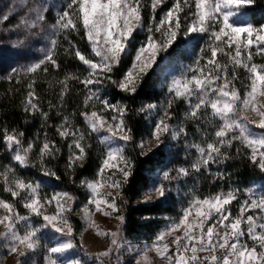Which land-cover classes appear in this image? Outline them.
Instances as JSON below:
<instances>
[{
    "label": "snow or ice",
    "instance_id": "snow-or-ice-1",
    "mask_svg": "<svg viewBox=\"0 0 264 264\" xmlns=\"http://www.w3.org/2000/svg\"><path fill=\"white\" fill-rule=\"evenodd\" d=\"M167 4L168 0H9L0 8V30L17 36L11 48L24 52L31 41L44 42L38 58L0 69V79L26 82L20 110L40 120L30 138L19 128L0 126V143L10 154V161L0 164V188L10 197H0V261L13 257L14 264H27L30 255L42 251V264H154L150 253L159 264H264V190L258 193L230 183L227 171L229 162L246 161L264 181V16L256 19L257 0H171L165 8ZM248 13L251 19H241ZM73 36L86 41L87 50ZM191 36L203 42L189 63L166 74L158 102L132 108L124 98H106L111 88L135 99L160 61ZM61 55L78 62L75 70H67ZM41 73L56 95L55 102L47 100V110L36 87ZM72 82L83 86L76 92L78 113L67 111ZM53 111L58 123L51 120ZM134 117L147 122L148 132L139 141ZM48 129H54L60 142ZM94 140L100 164L94 178L79 181L86 194L79 212L107 246L88 255L80 233L79 248L86 259H64L77 247L71 222L77 197L52 183L61 181L53 162L66 145L64 175L75 184L76 170L85 168ZM180 141L184 161L158 170L139 202H166L191 183L187 202L150 244L138 248L123 237L125 192L137 169V159L127 149L156 156L170 148V142ZM148 145L156 151H146ZM29 169L36 174L21 172ZM201 180L220 190L202 195ZM218 182H227L226 188ZM105 188L112 193L102 195ZM94 212L116 220L115 231L101 229L92 219ZM125 245L127 251H136L134 261L122 259Z\"/></svg>",
    "mask_w": 264,
    "mask_h": 264
},
{
    "label": "trees",
    "instance_id": "trees-1",
    "mask_svg": "<svg viewBox=\"0 0 264 264\" xmlns=\"http://www.w3.org/2000/svg\"><path fill=\"white\" fill-rule=\"evenodd\" d=\"M257 10L264 15V7L259 5ZM148 11H145V17L147 18ZM73 39L80 44L82 48L87 50L86 41L80 40L78 37L73 36ZM62 51V50H61ZM17 60V58L15 59ZM61 63L68 66L67 70H75L78 65V62L71 60L68 57L61 55ZM130 60V58H129ZM129 60H126L127 64ZM5 62V61H4ZM2 65L0 69L5 68L6 63L1 61ZM82 67V66H81ZM2 71H0V76H2ZM60 77L63 76V72L59 74ZM151 80L146 86H142V90L139 92L138 96L133 99L132 97H124L123 93L116 92L115 89H109V92L112 94V100L118 101L121 98L127 100L132 108L139 107L141 103L145 100H148L152 96L153 84H154V73H150ZM48 80L52 79V76L47 77ZM147 79V78H146ZM37 92L44 100V108L47 110V100L51 99L53 102L56 100L55 92L50 89L45 83L44 74L41 73L38 77L37 83ZM83 86L72 82V92L67 98V111L78 113L80 108L79 97L76 96L78 90H82ZM27 91L26 82L16 84L15 82L9 83L4 79H0V126L7 124L11 128H19L20 130L26 133V138L33 137L36 134L37 129L40 125L39 117H26L25 114L20 110V102L23 99ZM55 91H58V86H56ZM183 105L180 110L182 111ZM27 120V122H25ZM51 120L53 123H58L59 118L56 117L55 112L51 113ZM77 121L82 122V118L77 116ZM191 127V125H189ZM133 127L137 129L138 134L136 135V140L141 139V135H144L146 130V124L142 117H134ZM49 134L52 138L59 141V137L55 135L54 129H48ZM0 140H2V133H0ZM172 148L169 151H165L161 155L152 156L151 154L146 156L139 155V149L133 151L132 147L127 149V152L137 159V169L136 173L132 178V182L128 189L125 192V196L128 200L126 205H123L124 215L126 217V223L124 226L123 236L128 239H150L154 234L161 229L163 222L170 217H177L180 214L182 205L186 204L188 189L192 187V184L189 183L182 187L179 194L172 193L171 198L161 203L155 202L150 205H140L137 204V200L142 195V192L145 191L149 184L151 183V174L153 171L163 166L164 164L171 166L172 163H180L185 159L183 141L174 142ZM66 145L62 146V155L58 161H54V166L57 167L58 172L61 176V181H53L55 184L59 185L60 189L67 190L76 197L78 192L76 190V184L82 178H92L96 170L99 167V161L96 159L94 152L91 150L88 163L85 168L77 169L75 175V184L71 183L67 176L64 175L65 164L67 162L66 155ZM156 151V150H155ZM151 157V159H149ZM10 161V154L3 149L2 143H0V164L8 163ZM147 161V163H144ZM227 167L228 173L231 174L232 180L230 183L240 184L242 186L250 187L254 182L262 183V178L260 174L256 171H253L246 161H231ZM30 174H36L35 170H27ZM249 181H251L249 183ZM221 186L226 188L227 182H218ZM200 191L202 195H206L209 192L219 191V187L211 185L208 180H201L200 182ZM0 197L9 198L8 194L0 191ZM71 222L74 226V231L77 235V239L74 241L77 245L76 248H79V233L81 230V225L76 218H71Z\"/></svg>",
    "mask_w": 264,
    "mask_h": 264
},
{
    "label": "rangeland",
    "instance_id": "rangeland-1",
    "mask_svg": "<svg viewBox=\"0 0 264 264\" xmlns=\"http://www.w3.org/2000/svg\"><path fill=\"white\" fill-rule=\"evenodd\" d=\"M7 2H9V0H0V8H2L3 5ZM170 4H171V0H168V4L165 5L164 7L166 8V7L170 6ZM259 5H262L264 7V0H257V6H259ZM159 14H160V12L158 11L157 15L159 16ZM251 16H252V14L248 13L247 15L243 16L241 19L248 20V19H251ZM261 16H264V15H262L260 13V11L257 10L256 11V19L259 20L261 18ZM15 22H16V20L13 19L12 24H14ZM8 26L11 27V24H9ZM16 38H17V36L15 34L7 33V32L0 30V67L2 65L1 61H3V63H6L5 68H8L9 66H17L19 64L29 63L41 55V53L39 52V49L44 46L43 41L37 42V41L33 40L30 42V46L26 51L20 52L16 49L11 48V46H10V41L15 40ZM141 38H142V36H141ZM181 39L184 40L183 37H181ZM202 42L203 41L200 40L196 36L188 37L186 40H184V43L181 45L180 49H178V51L176 53H173L171 56H168L167 59L160 61V66L154 72V84H153L152 96L148 100H145L144 102H149V101L158 102L162 98L163 92L161 91L160 85L165 80L166 74L169 72L176 73L179 71L180 66L182 64L189 63L191 58H192L193 52L195 50H198L197 45L202 43ZM16 58H17V60H15ZM256 60H257V62H262L260 57H257ZM242 77H243V73H242ZM106 98L112 100V94L110 93ZM77 123L83 127V121L81 123H79L77 121ZM145 124H147L146 121H145ZM147 132H148V129L146 127L144 135H146ZM170 143H171V147L166 149L165 151H169L172 148V146H173L172 144L174 142H170ZM93 144H94V148L92 149V151L94 152L96 159H98L99 146L96 145L95 140L93 141ZM147 149H152V151L156 150L154 148V145H148L146 148V151H147ZM65 152L67 155V147H66ZM149 154H151V152H148V155ZM97 161H99V159ZM99 164H100V161H99ZM166 166H169V165L164 164L163 166L158 167L153 171V173L151 174V178H152L151 183L157 178L158 170L163 169ZM21 172L25 175L30 174L27 172V170H21ZM32 175H35V174H32ZM95 175H96V173H95ZM95 175L92 178H94ZM52 183H54V182H52ZM151 183L149 184L148 187H150ZM78 185H79V182L76 184V190L78 192L77 201H76V204L74 205V208L76 209V211L71 216V218H76L79 221V223L81 225L80 233H83V243L87 247L88 255H92L96 251L103 250L104 248H106L107 243L103 238L96 236L92 229L87 228L86 223L82 219L83 214L81 212H79V208L82 207L83 204L86 203V194L82 188L78 187ZM249 188L255 189L258 193H259V191L264 190V189H261V183H259V182L252 183ZM57 190H60V188H58ZM0 191H2V188H0ZM109 193H112L111 189H109V188L102 189V195H109ZM142 198L143 197L141 195L140 198L137 200V204L150 205V204H153L155 202H159L157 200H154L153 202H150L147 204L140 203L139 201L142 200ZM92 219L96 221V223L100 226L101 229L110 230V231H115V229H116V225H117L116 220L109 219L108 217H105L98 212H94ZM169 223H170V220L166 219L165 222H163L161 229H159L154 234L153 237H151L150 239H147V240L139 239V238L138 239H128L124 236L123 237L126 241L130 242L132 245H134L138 248H143V246L146 243L150 244L151 241L155 238L156 234L158 232L164 230ZM86 228H87V230H85ZM169 240H171V238H169ZM43 243H47V241L45 240V241H43ZM80 243H81V240L79 239V245H80ZM136 256H137V253L135 250L132 252L127 251V245H125V248L122 249V259L125 262L134 261ZM150 256L153 258L154 264H159V259L157 257H155L154 253H150ZM63 258L64 259H76V258L86 259V257L84 256V253H83V249H80V248L70 250V252L66 253ZM33 261H35L36 264H42L43 252L41 251L38 254L30 255V257L27 258V264H33ZM0 264H14V258L8 257L7 259L0 261Z\"/></svg>",
    "mask_w": 264,
    "mask_h": 264
}]
</instances>
